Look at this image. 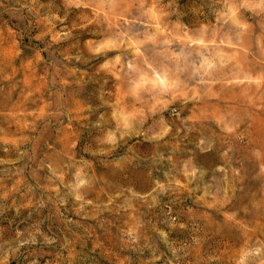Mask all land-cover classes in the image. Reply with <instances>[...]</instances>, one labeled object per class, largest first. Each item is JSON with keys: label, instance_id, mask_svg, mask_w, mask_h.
I'll use <instances>...</instances> for the list:
<instances>
[{"label": "rangeland", "instance_id": "374dc122", "mask_svg": "<svg viewBox=\"0 0 264 264\" xmlns=\"http://www.w3.org/2000/svg\"><path fill=\"white\" fill-rule=\"evenodd\" d=\"M0 264H264V0H0Z\"/></svg>", "mask_w": 264, "mask_h": 264}, {"label": "clouds", "instance_id": "9594fccd", "mask_svg": "<svg viewBox=\"0 0 264 264\" xmlns=\"http://www.w3.org/2000/svg\"><path fill=\"white\" fill-rule=\"evenodd\" d=\"M97 51H99V49H97ZM112 139V137L111 136H109V140H111Z\"/></svg>", "mask_w": 264, "mask_h": 264}]
</instances>
